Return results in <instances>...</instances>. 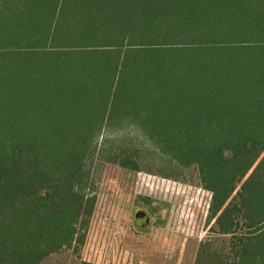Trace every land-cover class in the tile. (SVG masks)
Here are the masks:
<instances>
[{
	"label": "trees",
	"instance_id": "obj_1",
	"mask_svg": "<svg viewBox=\"0 0 264 264\" xmlns=\"http://www.w3.org/2000/svg\"><path fill=\"white\" fill-rule=\"evenodd\" d=\"M124 124L198 165L217 229L195 264H264V0H0V264L78 239Z\"/></svg>",
	"mask_w": 264,
	"mask_h": 264
},
{
	"label": "rangeland",
	"instance_id": "obj_2",
	"mask_svg": "<svg viewBox=\"0 0 264 264\" xmlns=\"http://www.w3.org/2000/svg\"><path fill=\"white\" fill-rule=\"evenodd\" d=\"M89 168L88 221L40 264H195L200 244L215 236L198 165H179L137 127L104 129Z\"/></svg>",
	"mask_w": 264,
	"mask_h": 264
}]
</instances>
